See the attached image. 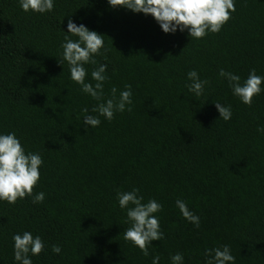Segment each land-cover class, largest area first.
<instances>
[{
	"label": "trees",
	"instance_id": "16d2710c",
	"mask_svg": "<svg viewBox=\"0 0 264 264\" xmlns=\"http://www.w3.org/2000/svg\"><path fill=\"white\" fill-rule=\"evenodd\" d=\"M235 9L220 32L194 39L107 0H54L45 14L0 0V133L15 132L43 161L32 196L0 201V264H17L11 237L24 231L45 243L33 264H152L157 255L170 264L177 252L184 264H205V250L223 245L235 264H264V91L248 106L218 76H264V0H235ZM69 20L103 35L86 82L106 64L105 99L112 87L131 86L132 104L95 128L82 110L95 116L103 101L82 93L59 63ZM192 70L208 81L201 96L185 86ZM217 102L231 106L230 120L219 118ZM133 188L162 205L164 238L148 256L124 239L130 224L116 192ZM39 192L44 201L33 203Z\"/></svg>",
	"mask_w": 264,
	"mask_h": 264
},
{
	"label": "clouds",
	"instance_id": "9594fccd",
	"mask_svg": "<svg viewBox=\"0 0 264 264\" xmlns=\"http://www.w3.org/2000/svg\"><path fill=\"white\" fill-rule=\"evenodd\" d=\"M19 7L24 12L45 14L52 12L54 0H18ZM110 6H121L134 13L150 15L159 25L160 29L168 34L177 30H187L189 37L200 39L208 33L220 32L222 26L230 19L231 12L235 9V0H107ZM71 34V35H67ZM67 34L60 45V64L66 62L70 73V79L80 86L82 93L99 102L92 109L97 115H89L88 109L82 111L83 124L93 128L101 123L100 116L111 121L116 112H124L126 106L132 104V91L130 85H125L124 90L112 87L110 98H104V83L106 76V64H99L91 71V80L95 84L86 82L88 72L85 65H96L95 56L101 55L104 47L103 35L89 30L84 24L77 25L72 20L67 23ZM75 36L73 40L71 37ZM218 76L225 79L232 95L238 97L240 102L251 106L252 98L259 95L264 88V76L257 75L252 69L246 79L239 75L220 69ZM185 86L195 96L204 94L208 81L202 80L197 71L187 73ZM219 118L228 121L232 117L231 106L215 103ZM131 111L130 107H127ZM257 131L264 134V127H258ZM43 161L38 153L25 152L15 132L0 133V201L14 204L17 199L32 196V189L40 179V166ZM45 194L39 192L32 197L33 203H42ZM116 200L120 209L126 212L127 222L130 224L124 231V239L130 241L134 247H138L144 256L149 255L148 248L152 241L164 238L160 229L159 218L156 213L162 210V205L157 200L148 199L139 195V189L131 191H117ZM175 206L182 217L196 227H199L200 218L189 210L185 201L177 199ZM13 247V260L17 264H33L32 256H38L45 247L44 241L39 235L33 236L29 231L15 233L11 237ZM51 251L54 254L61 253L59 245H53ZM205 264H235V257L231 254L228 245L206 249L204 252ZM160 257L153 256L152 264H159ZM170 264H184V257L177 252L170 256Z\"/></svg>",
	"mask_w": 264,
	"mask_h": 264
}]
</instances>
